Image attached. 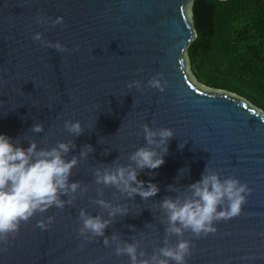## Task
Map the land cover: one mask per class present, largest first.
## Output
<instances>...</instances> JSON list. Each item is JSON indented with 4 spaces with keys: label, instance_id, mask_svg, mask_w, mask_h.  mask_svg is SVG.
I'll return each mask as SVG.
<instances>
[{
    "label": "water",
    "instance_id": "95a60500",
    "mask_svg": "<svg viewBox=\"0 0 264 264\" xmlns=\"http://www.w3.org/2000/svg\"><path fill=\"white\" fill-rule=\"evenodd\" d=\"M194 1L0 0V133L23 147L35 141L38 149L71 141L65 159L76 156L78 163L69 181L84 189L63 210L53 207L21 222L14 237L0 242L6 249L0 264H129L126 255L115 254L113 234L139 242L138 251L149 256L166 235L160 201L184 194L206 167L222 179L235 176L251 192L241 214L218 221L216 233H184L192 241L188 264H264V112L192 76L186 51L196 35ZM38 14L62 15L64 27L38 25ZM37 31L68 51L41 47L32 39ZM157 72L166 81L163 92L143 87ZM131 80L141 89L127 88ZM65 120H79L82 132L68 133ZM37 123L39 133L32 131ZM143 124L173 131L164 164L137 177L156 183L159 192L144 200L97 185L95 169L127 165L128 156L145 146ZM85 145L92 151L81 159ZM96 199L126 207L127 214L110 218ZM80 209L111 219L104 236L87 242L77 236ZM46 216L54 222L42 231L36 221ZM176 239L169 236V245Z\"/></svg>",
    "mask_w": 264,
    "mask_h": 264
},
{
    "label": "clouds",
    "instance_id": "9594fccd",
    "mask_svg": "<svg viewBox=\"0 0 264 264\" xmlns=\"http://www.w3.org/2000/svg\"><path fill=\"white\" fill-rule=\"evenodd\" d=\"M35 23L64 27V17L61 15L52 18L38 14ZM32 39L39 41L41 47L55 49L58 53L68 51L65 44L59 40L53 42L45 39L42 32L33 33ZM162 77L163 74L157 72L143 87L163 92L166 81ZM4 83L0 79V85ZM126 87L139 90L142 85L139 80H131L126 83ZM63 126L72 135H79L83 130L79 120H65ZM42 130L41 124L32 126L33 132L39 133ZM142 131L146 144L136 148L128 156L130 163L94 170L97 185L111 186L121 195L129 198L139 195L144 200L159 192L156 183L151 180H138L137 177L139 171L145 168L157 169L164 164L167 142L173 136V131L168 127L154 129L148 124L142 125ZM71 147H74L71 141H61L47 149H38L36 142L30 141L27 147H23L18 141L13 142L12 137L0 133V242L14 237L21 222H28L38 213L43 216L53 207L63 210L66 204H72L78 190H84L81 182L69 181L71 171L78 163L76 156L65 159ZM91 151L92 147L85 145L79 158H84ZM169 189L176 190L172 186ZM250 192L248 185L235 176L229 175L222 179L219 172L206 167L198 181L187 185L184 194L175 198L166 197L160 201L159 207L163 210L167 225L163 246L146 256L143 250L138 251L139 242H122L113 234L111 241L115 243L114 252L117 256L126 255L129 264H188L192 241L183 238L184 233L190 232L195 237L216 233L218 221H227L241 214L242 205ZM94 203L107 210L110 218L125 215L128 211L126 207L113 205L104 199H96ZM79 220L77 236L84 242L93 237L104 236L105 228L111 223V219H104L101 215L93 216L84 209L79 210ZM53 222L54 216H46L37 220L36 226L43 231L49 229ZM169 236L177 238L172 245H169ZM103 242L107 246L109 239L105 237Z\"/></svg>",
    "mask_w": 264,
    "mask_h": 264
},
{
    "label": "trees",
    "instance_id": "16d2710c",
    "mask_svg": "<svg viewBox=\"0 0 264 264\" xmlns=\"http://www.w3.org/2000/svg\"><path fill=\"white\" fill-rule=\"evenodd\" d=\"M186 55L198 83L264 112V0H195Z\"/></svg>",
    "mask_w": 264,
    "mask_h": 264
},
{
    "label": "rangeland",
    "instance_id": "374dc122",
    "mask_svg": "<svg viewBox=\"0 0 264 264\" xmlns=\"http://www.w3.org/2000/svg\"><path fill=\"white\" fill-rule=\"evenodd\" d=\"M189 70H190V67H189ZM190 72H191V70H190ZM191 74H192V72H191ZM192 76H193V74H192ZM194 77V76H193Z\"/></svg>",
    "mask_w": 264,
    "mask_h": 264
}]
</instances>
